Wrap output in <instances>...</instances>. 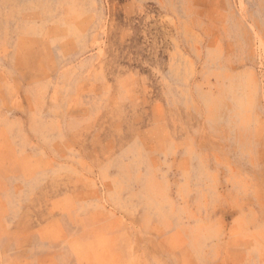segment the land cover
<instances>
[{
    "label": "rangeland",
    "instance_id": "374dc122",
    "mask_svg": "<svg viewBox=\"0 0 264 264\" xmlns=\"http://www.w3.org/2000/svg\"><path fill=\"white\" fill-rule=\"evenodd\" d=\"M0 264H264V0H0Z\"/></svg>",
    "mask_w": 264,
    "mask_h": 264
}]
</instances>
